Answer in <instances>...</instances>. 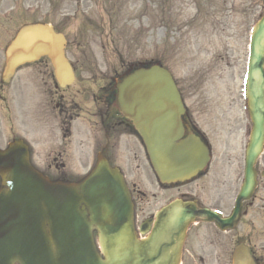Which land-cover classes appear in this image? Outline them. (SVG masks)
<instances>
[{
  "label": "water",
  "instance_id": "water-1",
  "mask_svg": "<svg viewBox=\"0 0 264 264\" xmlns=\"http://www.w3.org/2000/svg\"><path fill=\"white\" fill-rule=\"evenodd\" d=\"M62 43L47 27H24L6 50L5 75L40 55L48 56L56 70L67 68ZM263 45L264 17L251 42L247 99L253 127L244 192L252 185L251 165L264 136ZM118 91V102L129 108L155 173L165 181L187 177L203 147L193 138L179 140L180 102L168 75L159 69L157 74L140 72ZM14 148L0 157V177L7 187L0 192V264H177L189 209H165V226L153 231L149 240L139 241L128 195L116 172L99 163L77 186L52 185L28 166L25 152ZM92 229L98 232L104 260L92 246Z\"/></svg>",
  "mask_w": 264,
  "mask_h": 264
},
{
  "label": "rangeland",
  "instance_id": "rangeland-1",
  "mask_svg": "<svg viewBox=\"0 0 264 264\" xmlns=\"http://www.w3.org/2000/svg\"><path fill=\"white\" fill-rule=\"evenodd\" d=\"M240 1L247 6L252 0H0V69L1 53L16 29L42 21L64 34L67 57L78 60V67L87 68L91 59L109 70L131 61H161L202 125L206 104L215 106L219 97L226 103L229 85L239 94L249 29L262 9L258 4L249 21ZM13 8L16 24L10 20ZM27 124V134L34 136V124ZM141 168L128 172L129 181L153 192L149 168L146 163Z\"/></svg>",
  "mask_w": 264,
  "mask_h": 264
},
{
  "label": "flooded vegetation",
  "instance_id": "flooded-vegetation-1",
  "mask_svg": "<svg viewBox=\"0 0 264 264\" xmlns=\"http://www.w3.org/2000/svg\"><path fill=\"white\" fill-rule=\"evenodd\" d=\"M39 68H33L30 75L38 83L37 91H29L28 97L36 99L37 115L48 126V136L40 138L44 145L41 153H37V162L44 173H58L56 179H64L61 174L67 172L87 171L88 160L83 158L90 152L104 153L111 161L118 155V150L128 152L127 137L132 134L129 121L121 116L114 105L113 84L107 71L101 72L106 85H100L98 98L88 104L89 92L85 85L78 84L73 89H61L53 83L50 90L51 74L43 62H38ZM12 92L25 88L26 77H13ZM33 80V78H32ZM85 82V79H80ZM40 93V94H39ZM0 99L1 96H0ZM33 104V101H32ZM234 105L230 104L229 109ZM87 115V116H86ZM223 119L226 132L205 139L208 146L209 165L195 178L188 182L176 184L173 187L159 186L162 197L175 195L193 201L197 209L207 208L219 211L223 219H229L234 206V198L242 177L243 157L240 147L241 123L235 119ZM233 123V125H231ZM190 125L191 122H189ZM129 134V135H128ZM39 141H35L37 144ZM33 153V150H30ZM134 159L138 150L131 151ZM80 158L82 168L73 165L71 158ZM93 165V164H92ZM257 186L251 199L243 202L236 219L227 225L215 221L197 219L187 230L183 244L180 264H231V253L238 244L244 245L256 264H264V150L255 165ZM165 193V194H163ZM260 209L263 213H258ZM151 214L144 219L147 220ZM260 230V232H259ZM260 236V238H259Z\"/></svg>",
  "mask_w": 264,
  "mask_h": 264
}]
</instances>
